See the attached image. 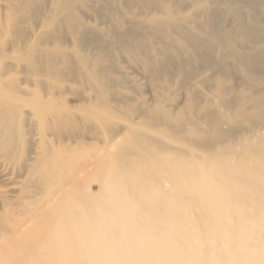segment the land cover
Returning <instances> with one entry per match:
<instances>
[{
	"label": "bare ground",
	"instance_id": "obj_1",
	"mask_svg": "<svg viewBox=\"0 0 264 264\" xmlns=\"http://www.w3.org/2000/svg\"><path fill=\"white\" fill-rule=\"evenodd\" d=\"M0 264H264V0H0Z\"/></svg>",
	"mask_w": 264,
	"mask_h": 264
},
{
	"label": "rangeland",
	"instance_id": "obj_2",
	"mask_svg": "<svg viewBox=\"0 0 264 264\" xmlns=\"http://www.w3.org/2000/svg\"><path fill=\"white\" fill-rule=\"evenodd\" d=\"M130 71L133 72L134 76L138 75V78H140L138 72L135 69L134 70L130 69ZM143 81H145V80H143ZM143 92H144L145 96L149 97V91L147 89H144ZM179 97H180V99H178ZM182 98H183V95H180V96H177L173 101L174 106H173L172 110H173V113L176 115L184 110V104H183ZM74 104H79V103L74 101ZM254 134L250 133V134L243 135V136L237 137V138L229 141L228 142V144L230 145V147H228L229 150H232V152H234V153L241 151L244 146L250 144V140H251V138L254 137L253 136ZM88 144H91V143H88ZM242 144H244V146H242ZM92 189L94 192L98 191V187L95 185H93Z\"/></svg>",
	"mask_w": 264,
	"mask_h": 264
}]
</instances>
